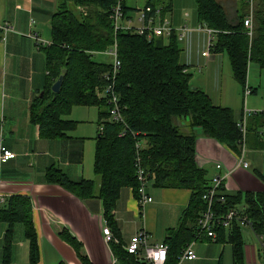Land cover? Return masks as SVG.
<instances>
[{"label": "trees", "instance_id": "16d2710c", "mask_svg": "<svg viewBox=\"0 0 264 264\" xmlns=\"http://www.w3.org/2000/svg\"><path fill=\"white\" fill-rule=\"evenodd\" d=\"M60 11L53 16L50 46L44 48L47 58L48 84L43 97L31 107L33 124L42 139L64 138L78 123L65 120L74 107L97 108L99 126L103 132L96 141L94 172L100 181L97 190L93 181H71L62 171L52 167L47 181L84 199H99L105 209V220L114 232L117 226L113 214L121 190L133 189L138 195L136 159L150 175V181L161 189H184L192 192L189 207L183 213L181 225L169 232L166 240L168 260L177 264L182 250L197 239V224L206 211L203 197L212 181L206 169L197 163V136L181 133L176 119L188 120L203 136L241 154L244 135L232 110L213 105L209 96L191 86L192 75L181 65V49L177 37L148 40L131 33H117L111 19L115 0H59ZM200 25L212 31V54H227L233 78L247 86L251 64L264 73V0H254L253 7L242 0L236 16L231 18L216 0H195ZM150 7L157 8L151 0ZM72 7V8H70ZM149 7V6H148ZM167 6L165 10L170 11ZM125 16L129 12L123 6ZM253 12V35H248L245 20ZM118 46L121 62L119 74L110 79L113 64L99 62L96 55L105 54ZM67 70L59 95L51 88ZM110 79V80H108ZM114 84L124 122L104 123L109 117L107 86ZM254 93V92H253ZM246 146L264 150V112L253 113L247 122ZM141 145L140 150L137 146ZM139 155V156H138ZM213 210L219 216L231 209L245 207L255 234L264 236V193H237L233 196L221 190ZM0 221L8 224L4 248V264H11L14 227L22 224L30 242V264L39 263L37 233L33 224L32 201L29 197H11L0 210ZM217 239L228 241L234 248L235 264H246L242 228L234 224L230 230H216ZM81 264L88 260L81 254L74 238L65 235ZM116 264H148L130 255L121 246L111 244ZM65 264V263H61Z\"/></svg>", "mask_w": 264, "mask_h": 264}, {"label": "crops", "instance_id": "0c3cea01", "mask_svg": "<svg viewBox=\"0 0 264 264\" xmlns=\"http://www.w3.org/2000/svg\"><path fill=\"white\" fill-rule=\"evenodd\" d=\"M150 1L145 0L144 7H138L134 3L129 5L127 0H124L129 12L128 17L133 20L134 25H137L140 11L150 6ZM156 1V7L164 10L162 18L166 22L178 30L188 29L181 41L184 48H188L185 47L186 44H190L192 40L194 42L195 39L200 40V49L207 48L214 34L210 35L207 28L196 29L200 26V21L194 14L195 0ZM241 1L217 0L231 18L236 16ZM179 3L182 5L179 6ZM60 6L59 0H0V140L17 156L15 160L3 164L0 168V210L11 197L31 199L33 224L39 246L38 264H81L74 247L63 238V233L75 239L88 264H116L113 246L105 243L103 235L106 222L103 202L99 199L82 200L47 181L48 170L55 167L71 181H94L97 190L99 189L100 181L94 172L97 138L94 140L99 132L86 121L92 116V112L81 113L80 115H84L81 120H77L75 115L66 117L65 120L76 122L78 126L64 138L55 140L42 139L39 127L31 121L33 102L40 98L48 84L44 48L52 43V20L60 11ZM167 6L171 9L166 12ZM178 10L185 12L178 14ZM4 25H9L12 31L5 34L1 29ZM190 27L193 29L190 30ZM219 55L210 53L209 57H205L203 53L199 56L197 63L203 66L207 74L202 81L207 84L204 87L199 86L200 90L209 96L213 105L233 111L237 104L236 88H233L232 93L231 90L215 92L210 87V83L212 85L217 79L218 74L213 72L217 70ZM187 58L188 51L185 53L184 50L180 62L192 75L193 71L187 66L194 61ZM253 65L255 64H251L250 68ZM203 69L200 67L199 72L202 73ZM252 92L255 94L257 90ZM233 113L235 120L240 121L243 112L237 110ZM175 125L181 133H194L197 136V163L207 170L210 181L217 176L225 177L227 173L233 172L224 181L229 195L264 193V150H251L247 147L245 161L250 167L248 170L236 169L238 156L229 148L203 136L202 130L192 128L188 120L176 119ZM217 164H221L223 169L218 171ZM211 168L215 169V173L209 176ZM146 192L153 201L144 210L130 187L121 190L116 202L113 221L117 231L111 230L115 245L124 250L131 239L141 231L150 236L148 245L165 244L169 232L180 227L183 213L192 198L190 190L161 189L155 187L153 181L147 185ZM237 208L245 210L244 206ZM8 229V224L0 221V264H4ZM246 231L252 232L249 228L242 229L244 242ZM251 234L255 242H245L246 264H264V252L260 251L255 236ZM193 242L197 259L183 264H235L234 248L228 239L219 242L218 239L212 241L203 237ZM11 264H30V242L22 224L14 227Z\"/></svg>", "mask_w": 264, "mask_h": 264}, {"label": "built area", "instance_id": "2783aa9c", "mask_svg": "<svg viewBox=\"0 0 264 264\" xmlns=\"http://www.w3.org/2000/svg\"><path fill=\"white\" fill-rule=\"evenodd\" d=\"M248 2L251 7H253L254 0H245ZM124 0H115V6L113 8V13L111 16L113 27L115 30V34L117 33H131L139 36L146 37L149 41L152 39L158 38H170L171 36H176L179 43L183 41L186 33L188 31L187 28L184 29H175L171 26L169 22H166L162 15L164 14L163 8H153L146 7L139 13L137 25L133 24V20L127 16H125L123 11ZM245 28L247 29L248 35L252 37L253 35V12H251L250 16L244 22ZM199 30H204L206 27L200 25ZM3 32L7 34L12 31V28L9 25H4L2 28ZM210 35L213 34L212 31L208 30ZM212 47V38L209 40V51L204 53L205 57L210 56V51ZM105 55H108L113 58L114 62L113 69L111 73L112 80H115L117 75L119 74L121 68V62L118 57V46L115 44L113 48L106 52ZM108 79V80H110ZM252 91L248 86L245 87V97L252 95ZM105 94L109 97L108 103L110 105L109 117L105 120L104 123H112V124H120L124 122V118L122 116V109L120 106L119 98L115 92L114 84H110L107 86L105 90ZM253 113L251 111L245 110L243 114V118L238 121V127L242 131L244 135V139L242 140V150L241 154L238 156V164L236 169L242 168L248 170L250 164L245 161V152L247 150L246 139H247V122L248 118ZM103 126H100L99 133L103 132ZM141 145L137 146V149L140 150ZM139 156V155H138ZM17 158L16 154L8 150L0 140V168L3 164H6L10 161H13ZM136 178L139 183L138 195L137 199L141 208L144 210L146 206L152 203L153 199L147 194L146 188L150 182V175L146 172V170L142 166L141 158L138 157L136 159ZM216 169L218 171L223 169L221 164L216 165ZM233 172H229L225 177L217 176L212 180L211 188L207 191L203 200L207 205L206 211L202 214V216L198 220L197 224V239L200 240L203 237H206L212 241L217 240V232L216 230L219 228H225L230 230L234 224L240 225L243 228H249L254 234L252 228V223L249 220L248 216L245 213V210H240L239 208L231 209L226 215L219 216L213 210V206L216 200L220 203L225 202V198L223 196L219 197L221 190L225 189L224 181L227 180ZM2 188V182L0 180V189ZM227 193V192H226ZM1 197V194H0ZM103 235L105 237V243L107 245H111L115 243V238L112 233L111 228L109 227L107 221L104 224ZM260 251L264 252V236H259L257 234L254 235ZM150 236L147 232L141 231L136 234L130 241V243L126 246V252L130 255L138 257L139 260L146 262L148 264H166L168 260V245L160 244L155 246L148 245V240ZM197 259V254L195 252V242L188 244L181 252L178 263L183 264L185 262H192Z\"/></svg>", "mask_w": 264, "mask_h": 264}, {"label": "rangeland", "instance_id": "374dc122", "mask_svg": "<svg viewBox=\"0 0 264 264\" xmlns=\"http://www.w3.org/2000/svg\"><path fill=\"white\" fill-rule=\"evenodd\" d=\"M144 2H145V0H127V4L131 5V3H134L138 7H144ZM181 5H182V3H179V6H181ZM134 7H136V6H134ZM70 8H72V7H70ZM194 8H195L194 14L198 18V12H197L198 9H196L197 8L196 4H194ZM184 12H185V10H178L177 13L182 14ZM189 29L191 30L193 28L190 27ZM196 29H198V27ZM185 47H188V48H184L183 42H181L179 44V48L181 49L182 53L184 50H185V53L188 51V58L187 59L190 61L193 59V61H194L193 64L187 66L189 69H191L193 71L192 72L193 77L191 80V82L193 81V83H191V86L196 88V89H200V86L204 87V85L207 84V82H204V83L202 82V81H204L203 78L207 74H206V71L203 69V66L199 65L197 63V61L199 59V56H202L203 53H206V51L207 52L209 51V42H208V46L205 50L200 49V40H198V39H195L194 42L192 40L190 42V44L187 43ZM96 60L99 62L103 61V62L108 63V64H111L114 62L112 57H110L108 55H104V54L103 55H101V54L96 55ZM217 64H216L217 70H215L213 72V74H218L217 79H216V81H214L212 83V85L210 83V87L213 89V91L218 92L220 90H227L230 92V90H231L233 93V88H236L235 97L237 98V104H235L236 108H234L235 110H233V111L241 110L243 112V114H244L245 110L252 111L253 113L264 112V73L260 70V68L257 67L256 65L251 66L247 86L250 88L251 91L257 90V92L255 94L248 96V97H245V88L241 84H239L237 81H235V79L233 78V72H232L231 64H230V61H229L227 54H225V53L220 54L218 56V59H217ZM200 67H202V69H203L202 73L199 72ZM215 92L213 94L214 95L213 97H215V95H216ZM84 109H86V111H81ZM85 112H92V116L89 119H87L86 121H87V123H91L96 128V132L97 131L99 132V128H100V126H99V114H98L97 109L74 107L72 109V112H71L69 117H72L75 115L77 120H81L82 117H84V115L83 114L80 115V114L81 113L85 114ZM242 118H243V116H242ZM96 138H98V133H97V136H95L94 141H96ZM95 149H96V143H95ZM209 173H210L209 176L213 175V173H215V169L211 168ZM251 233H253V232H251ZM251 233H248L247 231L245 232V242H249V241L255 242L254 239L252 238ZM253 235H255V234L253 233ZM262 257L264 259V255H262Z\"/></svg>", "mask_w": 264, "mask_h": 264}, {"label": "water", "instance_id": "95a60500", "mask_svg": "<svg viewBox=\"0 0 264 264\" xmlns=\"http://www.w3.org/2000/svg\"><path fill=\"white\" fill-rule=\"evenodd\" d=\"M66 74H67V70H64L62 72V75L58 78V80L52 86L51 90H52L53 94L59 95L61 93V90L63 88L64 79H65ZM40 97L42 98L43 97V94H41Z\"/></svg>", "mask_w": 264, "mask_h": 264}]
</instances>
